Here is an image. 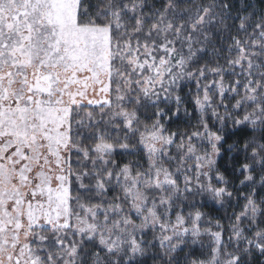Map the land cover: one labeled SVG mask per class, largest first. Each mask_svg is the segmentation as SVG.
<instances>
[{
    "label": "snow or ice",
    "instance_id": "obj_1",
    "mask_svg": "<svg viewBox=\"0 0 264 264\" xmlns=\"http://www.w3.org/2000/svg\"><path fill=\"white\" fill-rule=\"evenodd\" d=\"M0 264H264V0H0Z\"/></svg>",
    "mask_w": 264,
    "mask_h": 264
},
{
    "label": "trees",
    "instance_id": "obj_2",
    "mask_svg": "<svg viewBox=\"0 0 264 264\" xmlns=\"http://www.w3.org/2000/svg\"><path fill=\"white\" fill-rule=\"evenodd\" d=\"M231 143V141H229ZM225 163H228L227 157H225L223 160L220 161V164L223 165Z\"/></svg>",
    "mask_w": 264,
    "mask_h": 264
}]
</instances>
